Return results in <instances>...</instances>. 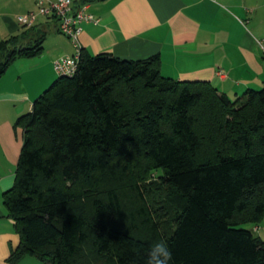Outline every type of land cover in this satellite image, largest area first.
Returning <instances> with one entry per match:
<instances>
[{
	"label": "trees",
	"instance_id": "obj_1",
	"mask_svg": "<svg viewBox=\"0 0 264 264\" xmlns=\"http://www.w3.org/2000/svg\"><path fill=\"white\" fill-rule=\"evenodd\" d=\"M23 28L0 41V77L43 51L47 32ZM161 66L159 54L82 48L77 72L59 75L18 117L24 139L3 194L21 237L12 263L31 255L42 264H145L163 240L171 264H264V241L244 226L264 217V87L232 100ZM129 152L151 181L146 193L132 184L139 204L127 213L117 187ZM160 188L167 208L157 215L148 196Z\"/></svg>",
	"mask_w": 264,
	"mask_h": 264
},
{
	"label": "crops",
	"instance_id": "obj_2",
	"mask_svg": "<svg viewBox=\"0 0 264 264\" xmlns=\"http://www.w3.org/2000/svg\"><path fill=\"white\" fill-rule=\"evenodd\" d=\"M81 2L76 0L75 7ZM35 3L0 0V40L23 31L17 17L35 10ZM82 5L98 19L82 23L80 44L92 55L143 59L159 54L164 76L208 80L232 100L248 88L264 87V0H93ZM35 25L47 32L42 53L17 58L0 77V264H42L31 255L9 260L21 237L3 194L14 184L24 139L16 120L59 77L54 61L76 52L59 21L40 16ZM248 228L264 241V217Z\"/></svg>",
	"mask_w": 264,
	"mask_h": 264
},
{
	"label": "built area",
	"instance_id": "obj_3",
	"mask_svg": "<svg viewBox=\"0 0 264 264\" xmlns=\"http://www.w3.org/2000/svg\"><path fill=\"white\" fill-rule=\"evenodd\" d=\"M35 2L36 9L19 15L18 22L21 26L29 28L36 24L40 16L58 18L60 31L73 41L76 52L56 59L54 68L59 75L72 76L77 72L81 59L82 23H97L98 19L86 12L85 5L76 8L75 0H35Z\"/></svg>",
	"mask_w": 264,
	"mask_h": 264
},
{
	"label": "rangeland",
	"instance_id": "obj_4",
	"mask_svg": "<svg viewBox=\"0 0 264 264\" xmlns=\"http://www.w3.org/2000/svg\"><path fill=\"white\" fill-rule=\"evenodd\" d=\"M6 38L8 37H5L3 39H6ZM51 84L47 88H49ZM126 160H128L131 166V169L129 173L126 175L125 182L121 183L120 184L121 186L117 187L118 189H122L123 191L126 192V193H120L121 197L123 198V202H126L127 204V208H125L126 210L125 212L132 210L134 207H136L139 204L133 198L132 193L130 192V190L132 189V184H138V186H141L145 190V193H146V190L150 189V185L148 183L151 181L148 179L145 181H142V176L144 175L145 171H141V168H143V166L137 167L139 161L133 152H129V155ZM132 179H133V182L131 181ZM164 197H165V193H164L163 188H160L159 191H156V193H153L148 196V200L150 204L152 205V208L156 210L155 212L157 213V215H162V213L167 208V205L163 203V200H162ZM250 225L251 224H244L245 227H248Z\"/></svg>",
	"mask_w": 264,
	"mask_h": 264
},
{
	"label": "clouds",
	"instance_id": "obj_5",
	"mask_svg": "<svg viewBox=\"0 0 264 264\" xmlns=\"http://www.w3.org/2000/svg\"><path fill=\"white\" fill-rule=\"evenodd\" d=\"M171 262L172 252L165 241L158 240L150 245L145 264H171Z\"/></svg>",
	"mask_w": 264,
	"mask_h": 264
}]
</instances>
